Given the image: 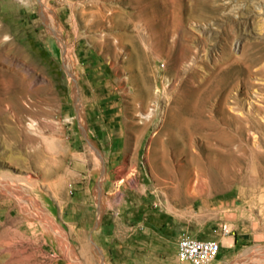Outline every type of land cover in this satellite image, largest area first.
I'll return each mask as SVG.
<instances>
[{"label":"rangeland","instance_id":"rangeland-1","mask_svg":"<svg viewBox=\"0 0 264 264\" xmlns=\"http://www.w3.org/2000/svg\"><path fill=\"white\" fill-rule=\"evenodd\" d=\"M192 1L0 0V264H187L177 237L223 225L212 264H264V0ZM190 35L217 78L188 138L169 115L197 86L176 78Z\"/></svg>","mask_w":264,"mask_h":264},{"label":"bare ground","instance_id":"bare-ground-1","mask_svg":"<svg viewBox=\"0 0 264 264\" xmlns=\"http://www.w3.org/2000/svg\"><path fill=\"white\" fill-rule=\"evenodd\" d=\"M212 12L213 11H212V8H211L209 1H207V0H193L191 3L189 15H190L191 19H193V18H197V17L208 16ZM190 36L191 37H189V39H192L191 40V42L193 41L192 43L197 42V41H195V40H197V38L196 39L193 38V35H190ZM236 36H237L236 27H235L234 23H232L231 25L228 26V36H227V42L228 43H225V46L222 49L223 56H227V60L230 63L231 62L236 63V61H237L236 59H234L235 57L233 54V50H231V46H230V44L232 42H234V40L236 39ZM199 45H200V47H199ZM253 46H259V45H256V44L254 45L251 43L243 44L241 46V52H242L241 55H243L247 49H249ZM184 47H185L184 55L181 56L177 61L178 70H177L176 78H178L180 81V78H183V75L189 74V75H191L197 79L196 80L197 86L194 90H191L192 92L190 94H188L187 96H185V94H184L183 98H181V95H179V94L174 97L173 105L170 109V115L169 116L171 117V121L173 123L175 134L179 135L181 133V134L187 135L188 138H191L195 133H197L199 131L201 126L204 124V122L202 120L203 119L202 118V110H203V107L206 103V98H205L206 96L205 95L208 92L213 91L212 89L214 88V80L217 78V71L212 70L210 72L209 77H207L205 81H199L198 80L199 75L197 73L196 68L198 66H200V64H202V61H203V60H201L200 53L204 49V42L203 41L200 43L197 42L196 45H193V47H192V44H191V47L189 45H186ZM235 49H236V47H235ZM148 90L149 89L147 88L146 94H148ZM220 108H222V107H220ZM227 120L229 122L235 120V122H237L240 125L239 128L241 129V128H243V126H242L243 123L245 121H247L248 119L247 118L243 119V118H238V117H234V118L227 117ZM255 123L256 122L254 121V124ZM230 150H231V148H230ZM258 155H260V154H258ZM260 158H259L260 159L259 162L257 161L258 163L255 166L256 169H254L255 167L253 168L255 171L257 170L259 172V178L254 179V180L253 179H250V180L247 179V180L250 182H253V183L256 182V183L261 185V184H264V164H263L264 155L260 156Z\"/></svg>","mask_w":264,"mask_h":264},{"label":"built area","instance_id":"built-area-1","mask_svg":"<svg viewBox=\"0 0 264 264\" xmlns=\"http://www.w3.org/2000/svg\"><path fill=\"white\" fill-rule=\"evenodd\" d=\"M230 230L226 225L221 227V235L226 237ZM221 245L214 240H200L182 235L176 244V257L187 264H212L216 261Z\"/></svg>","mask_w":264,"mask_h":264},{"label":"crops","instance_id":"crops-1","mask_svg":"<svg viewBox=\"0 0 264 264\" xmlns=\"http://www.w3.org/2000/svg\"><path fill=\"white\" fill-rule=\"evenodd\" d=\"M237 235H239V234L237 233ZM231 237L233 238V241L229 243V246H228V247H229V252L231 253V255H233V254L235 253V250H236V243H237V240H236V238H235V233H232L230 236L225 237V238H231ZM178 238H179V237H177L176 242L178 241ZM225 238H219V239H218L220 245L223 246V244H224V239H225ZM245 238H246V237H245ZM241 239H244V237L241 236ZM220 250H221V249H220Z\"/></svg>","mask_w":264,"mask_h":264}]
</instances>
